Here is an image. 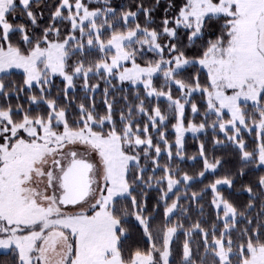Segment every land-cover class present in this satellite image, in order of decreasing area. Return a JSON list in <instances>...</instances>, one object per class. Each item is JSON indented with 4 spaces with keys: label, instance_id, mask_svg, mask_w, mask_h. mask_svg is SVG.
<instances>
[{
    "label": "snow or ice",
    "instance_id": "obj_1",
    "mask_svg": "<svg viewBox=\"0 0 264 264\" xmlns=\"http://www.w3.org/2000/svg\"><path fill=\"white\" fill-rule=\"evenodd\" d=\"M79 2L89 10L103 3L104 7L97 10L105 12V20H111L122 10V6H111V0ZM33 3L34 0H0V45L6 46L13 36L21 34L19 28L6 30L8 24L17 23L21 13L36 28L32 21ZM60 4L61 0H56L54 7ZM160 7L161 0H152L151 6L137 0V6L128 9L131 15L127 19L121 16L110 26L105 24L99 30L93 28L87 33L84 30L88 29L92 21H84L79 27H73L72 21H69L61 42L66 50L71 45L78 44V47H74L66 57L62 73L53 70L49 77L46 75L48 69L45 68L38 78H32L27 68L18 65L16 70L22 76L21 87H15L16 80H5L4 74H0V264H138L140 258L151 264H164L162 254L153 253L151 248L155 245L153 229L160 226L155 217L159 213L161 220L166 222L167 211L147 197L138 202L130 186L124 192H114L113 180L105 178L108 162L101 150L87 140H68L61 135L65 131L69 112L59 103L61 98L65 104L74 101L79 86L82 92H91L89 107L95 109L94 96L100 85L97 84L93 89L88 80L92 76L99 77L101 73L108 77L104 81L105 85L113 82L125 89H143L147 73H156L155 68L148 67V62L157 57H163L164 62L158 61L157 67L167 71L170 77L168 95L180 104L183 109L181 119L186 125L189 120H199L201 127L210 118L216 121L225 118L232 120L226 126L218 123L217 127L222 131L214 135L235 150L238 160L252 162L251 169L242 165L236 175L246 182L245 194L250 201L253 199L252 185L248 182L250 171H264V149L258 147L264 145V0H165L160 15L154 16L153 13ZM60 10L67 11L65 8ZM141 15L146 23L141 22ZM130 23H135L138 30L127 40L121 41L120 46L127 48L138 45L134 49L137 56L133 59L124 60L111 69L105 64L95 72L85 67L82 59H72L73 54L83 56L94 47L101 55L105 52L114 54L115 47H101L105 32L111 34L118 24L126 27ZM36 32L44 36V42H51L49 35L39 29ZM32 42L29 36L27 43ZM25 43L21 40V45ZM133 63L144 69L138 85L121 81L116 75ZM233 63L242 66L235 78L227 79V83L225 78H214L218 64ZM77 81H80L79 85ZM152 81L155 83V75ZM57 82L62 87L54 90L53 84ZM10 88L14 90L9 91ZM220 91L223 97L232 99L223 104V97L213 95V92ZM145 95L150 100L155 99L151 93L146 92ZM13 101L17 102L16 107H12ZM84 107L82 102L76 106L71 127L87 129L89 132L99 130L101 137L105 131L116 130V121L105 120L99 125L87 123ZM103 107L105 111L111 107L107 98ZM58 111H63V121L57 118ZM150 112L147 110V115L141 113L145 115V127L148 129L164 121L161 113H157V120H149ZM234 113L238 115L232 119ZM17 120H28L34 133L28 131V124L14 129ZM45 120L52 131L47 140V147L52 151L45 153L40 161H33L27 171L24 170L25 161L18 160L17 155L11 157V161H16L11 163L7 154L13 153L17 141L45 143ZM119 122L123 124V120ZM172 125H175V119ZM130 127L139 128V122H134ZM192 130L195 132L196 129ZM233 132L237 134L230 138ZM172 135L175 137L174 127ZM197 147L203 151L201 144ZM156 160L159 161V155ZM70 161L80 166L75 169L78 175L83 177L86 173L84 186L71 187L65 184L64 176ZM139 163L138 159L135 164ZM208 167L214 169L217 164H209ZM142 174L143 170L137 175ZM129 177L130 172L126 171V185ZM235 183V179L226 176L220 189L230 194ZM26 185L27 191L33 193L31 198L26 195ZM256 187H264V178L257 181ZM122 200L128 201L123 205V214L117 208ZM224 203L229 204L227 200ZM102 210L114 220L111 227L113 240L107 247L99 248L93 239L96 231L94 218ZM214 210L227 216L234 208L229 205L225 212L223 206L214 205ZM130 222L138 232L139 239H133L132 230L125 228ZM224 222L220 221L222 224ZM260 235L257 232L255 239H259ZM204 240L207 241V235H204ZM96 248L99 250L94 251ZM170 248L171 243L167 264H171ZM244 251L246 254L247 250ZM192 259L188 257L185 264H192Z\"/></svg>",
    "mask_w": 264,
    "mask_h": 264
},
{
    "label": "trees",
    "instance_id": "obj_2",
    "mask_svg": "<svg viewBox=\"0 0 264 264\" xmlns=\"http://www.w3.org/2000/svg\"><path fill=\"white\" fill-rule=\"evenodd\" d=\"M69 2L73 4L74 0ZM140 2L149 6L152 4V0H140ZM164 2L165 0H161V7L153 13L154 16L158 17L160 15ZM55 5L56 0H34L31 7L33 12L32 21L36 28H33L32 24L27 22L29 18L21 13L17 23L7 25L10 30L19 28L21 34L13 36L6 46L0 45V52L9 48L17 51L20 56L27 57L36 48H45L49 43H62V33L70 21L69 18L73 14V9L71 7L67 11H61L62 0L59 7H54ZM111 6H122V10L117 12L111 20H106V24L109 26L119 20L121 16L127 18L131 15L128 9L135 8L137 0H111ZM85 7L88 9L87 6ZM103 7L104 4L100 3L94 5L90 11H98L97 9ZM42 17L43 22H41ZM140 20L142 23H146L143 15L140 16ZM36 29L45 33V35H49L51 42H44V36L37 35ZM137 30L135 23H130L126 27L118 24L111 34L105 32L103 42L109 41L113 36L125 35ZM29 36L33 40L30 44L27 43ZM21 40L26 42L25 45H21ZM136 47L138 45L133 44L126 48L127 52L131 54V59L137 56V52L134 51ZM73 48L74 45L67 48V56L72 53ZM112 56L111 52H105L101 55L93 48L92 51L85 52L83 56L73 54L72 59L75 61L82 59L84 66L90 67L91 71L95 72L98 65L108 62ZM158 61L163 63V57L152 59L148 62V67L157 66ZM133 64L141 67L139 64ZM162 77V74L156 76L155 83L151 81V88L157 94L167 96L172 100L167 92L169 81L165 78L162 79ZM4 78L5 80H16L17 84L15 87L22 86L20 84L22 79L20 73L11 72L4 74ZM107 79L108 77L101 73L99 77L92 76L88 80L93 89H95L97 84L100 85L94 96L95 109L89 107L91 92L84 93L79 86L74 94V101L65 104L63 98H61L59 103L69 112V119L65 125L69 130L76 131L81 129L70 126L75 117L76 106L81 102L85 105L86 122L92 120L99 125L105 120L109 122L116 121V130L105 131V135L102 138H108L111 135L119 137L122 154L134 159L135 162L138 159L140 160L138 165L132 164L131 167H128L127 171L130 172V177L127 187L133 188L138 202H142L147 197L149 201H154L161 205L163 211L174 207L173 214L166 222L162 221L159 213H157L155 220L159 222L160 226L157 229H153L155 245L151 248V251L153 253H163L165 234L171 228H175L177 231L171 241V264H185L186 249L189 251V257H193L192 264H220L219 260L214 256L215 248L212 247V242L215 241H221L223 248L232 253L229 258V264L241 263L242 259L239 257L240 249L263 247L264 187L257 188L256 183L261 178H264V171H250L248 182L252 185L251 196L253 197L250 201L248 195L245 194L246 182L236 175V171L242 165L247 169H251L252 162L250 160H244L243 162L238 160L235 150L229 147L226 141L214 135V133H220L217 128V124L220 121L210 118L202 127L204 129L203 133L196 136H186L182 147L178 149L176 135L175 137L172 135V128H175L178 124V114L175 105L157 98L150 100L145 95V90L138 87L136 89L131 87L125 89L120 87L119 83L113 82L105 85L104 81ZM79 84L80 81H77V85ZM61 87L62 85L58 82L53 84L54 90ZM12 90L14 89H9V91ZM56 94L59 95V93ZM106 98L107 103L111 105L107 111L103 107ZM16 106L17 102L13 101L12 107ZM147 110H151L148 116L149 120H157V113H161L164 121L157 123L151 129L146 128L145 115H141V113L147 115ZM59 112L63 113V111H58L57 113ZM173 119H175V125H172ZM120 120H123V124L119 122ZM181 121L185 128L191 125L201 127L199 120L195 122L189 120L187 125L182 119ZM21 122L17 120L15 125ZM134 122H139V128L130 127ZM126 130L131 133L128 137H125ZM93 133L101 137L99 130L93 131ZM165 133L167 134L166 141ZM234 134L233 132L230 137L234 136ZM132 135H135L143 144L140 146L133 145ZM158 141L165 142L157 143ZM145 143H148V145ZM240 143L242 144L243 141H240ZM198 144H201L203 151L197 147ZM261 147L264 149V145H261ZM138 148H141V150L137 151ZM161 153H168V155H160ZM157 155H159L158 162L156 160ZM202 156L203 159H201ZM220 161L223 162L221 163ZM209 164H217L213 172H206L205 168ZM141 170H143L142 176L137 175ZM226 176L228 179L236 180L231 193L229 194L221 189L217 190V193L223 202L225 200L229 202L226 205H231L234 208L233 212L236 215V221H227L222 224L220 221L223 213L218 214L212 208L210 204L212 194L209 188L214 186L216 182L225 181ZM166 179H170L177 184L169 194ZM127 203V200H122L117 204L121 214L125 211L123 205ZM141 206H143L142 203ZM226 227H230V229L225 233ZM125 228L132 230L133 239H139V234L131 222L125 225ZM257 232L261 234L259 239H255ZM204 235H207V241L204 240ZM243 258H248L245 252L243 253Z\"/></svg>",
    "mask_w": 264,
    "mask_h": 264
},
{
    "label": "rangeland",
    "instance_id": "obj_3",
    "mask_svg": "<svg viewBox=\"0 0 264 264\" xmlns=\"http://www.w3.org/2000/svg\"><path fill=\"white\" fill-rule=\"evenodd\" d=\"M70 0H62L61 8H65L69 10L71 7L73 9V14L70 16L69 20L72 21L73 27H79L84 21H92L89 24L88 29L84 30L87 33L88 30L95 28L99 30V28L103 27L106 24V20L104 19L105 12L101 11H90L88 10L79 0H74V3L71 4ZM127 19V18H125ZM6 30H10L8 27ZM131 33H127L125 35H117L111 37V39L107 42H103L101 47H108L113 46L115 47L116 51L110 58L111 63L103 62L97 66L96 70L99 67H104L105 64L108 65V68H114L116 64L122 63L124 60H130L131 54L127 52L126 48L121 47V41L127 40ZM74 47H78V45H74ZM95 49V47H94ZM67 57V52L63 43H49L45 48H36L34 49L27 57L20 56L17 51L12 49H6L5 51L0 52V74H8V73H19L16 70V66L21 65L28 69L29 74L32 78H38L40 73L43 69H48V75L50 77L52 71L56 72H63L65 67V59ZM211 62V61H210ZM155 68L156 73H147V79L144 80V90L145 92L151 93V95L160 100H166L169 103L176 106L177 114H178V124L175 127V135H176V145L178 149L182 147L183 140L186 136H196L204 132L202 127H183L181 117L183 113V109L176 101L170 100L169 97L164 95L157 94L151 88V81L152 76H158L162 74V76L169 81L170 77H168V73L165 69L158 68L157 66L150 67ZM242 70V66L239 64H218L215 70V79L220 80L221 78H225V83H227V79L235 78L238 73ZM144 74V69L132 64L129 68H123L118 75L119 80L121 81H129L132 83H136L137 85L140 82V78ZM213 95L223 97L222 91L220 92H213ZM161 97H164L163 99ZM232 98L223 97L222 103H228ZM57 118L61 121L64 120V114L59 112L56 113ZM238 114L233 115L232 119L237 118ZM232 120L230 119H223L220 120L219 124L227 125L231 123ZM87 123H93L92 120H89ZM24 124H28V131L34 133V128L31 126L28 120L22 121L20 124L14 125L15 128L22 127ZM193 128H195V132H193ZM218 131L221 132L222 129L217 127ZM44 144H37L36 141H32L30 144L24 140H19L14 145L13 153H8L7 157L9 158L11 163H15L16 161H11V157L13 155H17V159H23L26 163L25 171L32 167L33 161H40L45 153H50L52 149L47 147V140L52 135V131L48 128L47 121L44 124ZM234 136L230 138H234L237 134L234 132ZM64 138L68 140H87L89 144L98 147L101 150L102 155L105 157L106 161L108 162V167L105 172V178L112 179L114 183V192L126 191L127 185L124 181V174L128 170V167L132 164H135V160L124 156L120 150V139L117 136L111 135L108 138H102L99 135L89 132L87 129H80V130H69L67 126H65L64 133L61 134ZM131 135L129 130H126L125 137ZM133 140L132 144L135 146H140L143 143L135 136L132 135ZM148 145V143H145ZM261 147V146H259ZM262 148V147H261ZM206 172H213L215 169L209 168L208 165L206 166ZM38 171V169H37ZM168 183V194L172 192V190L177 186V184L170 179H166ZM188 182V181H187ZM225 181L216 182L214 186L209 188L212 194L211 206L214 209V205L216 207L223 206L225 208V212H227L228 205H226L220 195L217 193V190H220V185L224 184ZM26 195L31 198L33 196L32 192L27 191V185L25 187ZM41 195L43 193L41 192ZM39 199V197H36ZM174 207L167 210L168 218L173 214ZM235 213L228 212L227 216L223 214L221 220H224L226 223L227 221H236ZM94 223L96 224V231L93 235V239L95 240L96 244L99 248L107 247L110 241L113 240L111 234V227L114 223L113 218L110 214L105 213L103 210L96 218H94ZM230 229V227H226L225 233ZM177 231L175 228L168 229L165 234V242H164V251L162 253L161 259L164 261V264H167L168 257H169V243H171L172 239L176 235ZM213 245H215L213 247ZM212 247L215 248L214 256L219 260L220 264H229V258L232 256V253L228 250H225L222 246L221 241L212 242ZM99 248L94 249V251H98ZM248 258H243V253L245 252L244 249H240L239 257L242 259L240 264H264V246L263 247H247L246 248ZM189 257V251L185 250V260ZM138 264H151L150 261H146L143 258H140Z\"/></svg>",
    "mask_w": 264,
    "mask_h": 264
},
{
    "label": "water",
    "instance_id": "obj_4",
    "mask_svg": "<svg viewBox=\"0 0 264 264\" xmlns=\"http://www.w3.org/2000/svg\"><path fill=\"white\" fill-rule=\"evenodd\" d=\"M77 167H80V166L78 165L77 162H73V163L71 164V166L69 167L68 171L65 173V176H64V182H69V181H70L69 176H70L73 172H76L75 169H77ZM86 181H87V175H86V173H85V175H84L83 177L80 178V181H79L80 183H79V185L76 186V187H82V186H84V185L86 184Z\"/></svg>",
    "mask_w": 264,
    "mask_h": 264
},
{
    "label": "flooded vegetation",
    "instance_id": "obj_5",
    "mask_svg": "<svg viewBox=\"0 0 264 264\" xmlns=\"http://www.w3.org/2000/svg\"><path fill=\"white\" fill-rule=\"evenodd\" d=\"M73 162L70 161L69 164H68V169L69 167L71 166ZM80 178L81 176L77 174V172H73L70 176H69V179L70 181L69 182H65L66 185L68 186H71V187H76L79 185V181H80Z\"/></svg>",
    "mask_w": 264,
    "mask_h": 264
}]
</instances>
